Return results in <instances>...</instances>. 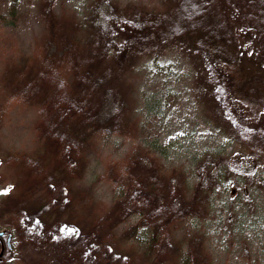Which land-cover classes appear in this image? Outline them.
<instances>
[{
    "label": "trees",
    "instance_id": "16d2710c",
    "mask_svg": "<svg viewBox=\"0 0 264 264\" xmlns=\"http://www.w3.org/2000/svg\"><path fill=\"white\" fill-rule=\"evenodd\" d=\"M20 2L7 0V13L0 14V20L16 23ZM163 2L162 9L156 10L146 6L122 9L116 0H88L85 9L62 17L48 8L41 12L45 25L34 53L22 59L16 54L9 57L0 73V106L19 99L37 108L36 146L29 152L9 153L1 161L10 170L9 186L0 199V213L9 231H18L23 213L45 224V214L54 213L58 221L70 210L67 215L73 230L97 239L90 251L94 262L89 264L206 262L202 243L195 236L185 240L178 263L167 262L172 258L164 246L185 219L200 215L207 203L209 181L219 183L223 166L227 173L255 177L264 166L263 128L246 124L231 110L225 112L221 129L237 145L235 153L221 164H207L205 173L200 167L190 187L177 177L176 170L161 166L143 137L121 161L107 163L103 177L124 189L111 205L102 208L87 192L75 188L101 137L139 139L141 124L134 112L136 62L150 58L149 64L156 63L175 43L190 44L194 73L223 109L234 100L255 114L264 106V0ZM159 104L154 95L143 100L147 115L158 113ZM48 186L55 194L66 191L68 204L63 208L52 205L45 195ZM135 214L141 215L151 233L143 247L131 242L140 224L117 232ZM73 247L65 249L70 263L88 264L79 258L76 244ZM15 249L16 243L9 261Z\"/></svg>",
    "mask_w": 264,
    "mask_h": 264
},
{
    "label": "rangeland",
    "instance_id": "374dc122",
    "mask_svg": "<svg viewBox=\"0 0 264 264\" xmlns=\"http://www.w3.org/2000/svg\"><path fill=\"white\" fill-rule=\"evenodd\" d=\"M116 2L122 9L146 6L161 10L164 4L163 0ZM87 3L88 0H21L16 23L10 25L0 20V73L10 56L16 54L22 59L34 53L45 25L41 12L50 8L53 14L62 17L85 9ZM6 6L7 0H0V14L7 13ZM190 47L189 43H175L156 63L149 64L150 58L136 62L134 112L141 124V137L138 140L121 135L101 137L96 151L89 156L82 177L75 182L76 190L87 192L102 208L120 198L124 190L103 177L107 163L121 161L143 137L153 147L161 166L165 170H176L177 177H182L190 187L197 181L201 168L205 173L207 164H221L223 158L235 153L237 145L222 130L225 112L231 110L246 124L264 129V106L255 114L248 106L234 100L223 109L220 101H215L214 92L204 91L199 75L193 71ZM148 95H154L160 103L156 114L147 115L144 110L143 100ZM261 95L264 99V92ZM36 118L37 108L33 104H22L19 99L0 106V199L9 186L6 177L10 171L4 169L1 161L9 153L29 152L36 146L33 130ZM224 168L222 181L216 184L210 179L207 203L200 215L185 219L164 246L163 250L172 258L167 262L178 263V255L186 248L185 240L195 236L200 239L206 258L202 264H264V166L256 170L254 178L236 176L225 172ZM71 186L73 193V182ZM45 195L59 208L68 204L66 191L55 194L54 188L48 186ZM67 211L58 221L54 213L45 214L46 225L42 219L23 213L17 224L18 231L10 230L18 250H14V258L5 264H22V261L26 264L32 260H40L41 264H71L65 249L72 250L75 244L82 262H94L90 251L95 248L97 239L89 233L73 230L67 215L70 210ZM4 221L1 212L0 231H8ZM134 223L140 227L131 242L135 247H143L151 233L143 226L141 215L129 216L117 232Z\"/></svg>",
    "mask_w": 264,
    "mask_h": 264
},
{
    "label": "flooded vegetation",
    "instance_id": "af4514ba",
    "mask_svg": "<svg viewBox=\"0 0 264 264\" xmlns=\"http://www.w3.org/2000/svg\"><path fill=\"white\" fill-rule=\"evenodd\" d=\"M13 234L11 231L2 229L0 231V264L9 261V257L13 251Z\"/></svg>",
    "mask_w": 264,
    "mask_h": 264
}]
</instances>
